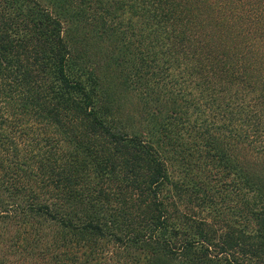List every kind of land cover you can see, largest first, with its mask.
I'll list each match as a JSON object with an SVG mask.
<instances>
[{"label": "trees", "instance_id": "16d2710c", "mask_svg": "<svg viewBox=\"0 0 264 264\" xmlns=\"http://www.w3.org/2000/svg\"><path fill=\"white\" fill-rule=\"evenodd\" d=\"M0 264H264V0H0Z\"/></svg>", "mask_w": 264, "mask_h": 264}]
</instances>
